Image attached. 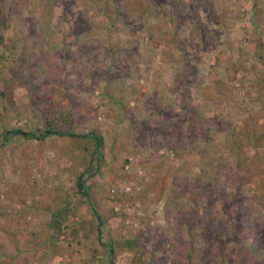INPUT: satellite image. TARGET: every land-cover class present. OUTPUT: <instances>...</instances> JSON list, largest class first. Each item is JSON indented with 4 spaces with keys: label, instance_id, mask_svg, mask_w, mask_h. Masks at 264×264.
<instances>
[{
    "label": "rangeland",
    "instance_id": "obj_1",
    "mask_svg": "<svg viewBox=\"0 0 264 264\" xmlns=\"http://www.w3.org/2000/svg\"><path fill=\"white\" fill-rule=\"evenodd\" d=\"M55 86L101 156L94 138H3L36 132ZM262 177L264 0H0L7 264H110L105 243L113 264H237L245 249L264 264Z\"/></svg>",
    "mask_w": 264,
    "mask_h": 264
},
{
    "label": "trees",
    "instance_id": "obj_2",
    "mask_svg": "<svg viewBox=\"0 0 264 264\" xmlns=\"http://www.w3.org/2000/svg\"><path fill=\"white\" fill-rule=\"evenodd\" d=\"M141 1V0H138ZM140 4L139 2H137ZM141 7V6H140ZM42 116V126L36 132H24L21 130H7L3 136L6 141L10 139L13 135H23L28 139H35L39 142L46 141L50 137L59 136L65 138H72V139H85V138H94L96 142V150L97 153L101 156L100 149L103 146V141L100 137H96L94 133H75L71 130V124L75 117V109L72 102L71 95L69 91L64 90L60 87H53L51 90V94L45 104L44 108L41 110ZM176 131L182 130L178 129ZM240 138L237 141L236 136L235 139V146L239 151H237L238 159L245 155V147L248 146L246 143V135L244 134L243 130L239 132ZM181 137V135H180ZM253 177V176H252ZM166 179H168L166 177ZM76 187L79 193L83 194L86 197V203L92 208V211L96 214V218L98 221L97 231L101 233V228L104 226L103 218L97 213L94 209L93 204L90 201V187L87 183V178H85L84 173L80 174L76 181ZM252 198L258 200L259 202L264 203V177L261 180H258L253 187H251ZM70 209H66L61 212H53L51 213V220L49 223V227L52 230L51 240H59L60 236L66 235L65 225L64 222L66 221L67 215L69 214ZM101 222V224H100ZM73 234H76L77 230L71 231ZM101 239V238H100ZM53 243V241H52ZM104 243V242H103ZM105 245L109 248L110 260L109 263L113 264V259L111 256H114L115 249L113 244L105 243ZM238 261L237 264H251V260L253 259L252 253L250 250L245 249L241 251H237ZM239 256L241 258H239ZM255 261H253V264ZM0 264H7L3 259L0 258Z\"/></svg>",
    "mask_w": 264,
    "mask_h": 264
},
{
    "label": "crops",
    "instance_id": "obj_3",
    "mask_svg": "<svg viewBox=\"0 0 264 264\" xmlns=\"http://www.w3.org/2000/svg\"><path fill=\"white\" fill-rule=\"evenodd\" d=\"M1 115H2V114H1ZM7 130H8V129H6V131H7ZM9 130H11V129H9ZM6 131H5V132H6ZM13 136H14V135H13ZM22 136H23V135H22ZM23 137H24V136H23ZM3 138H4V136H3Z\"/></svg>",
    "mask_w": 264,
    "mask_h": 264
},
{
    "label": "water",
    "instance_id": "obj_4",
    "mask_svg": "<svg viewBox=\"0 0 264 264\" xmlns=\"http://www.w3.org/2000/svg\"><path fill=\"white\" fill-rule=\"evenodd\" d=\"M100 224H101V222H100Z\"/></svg>",
    "mask_w": 264,
    "mask_h": 264
}]
</instances>
